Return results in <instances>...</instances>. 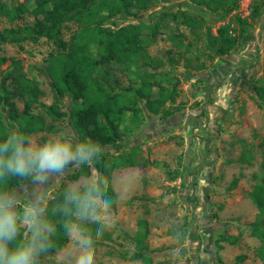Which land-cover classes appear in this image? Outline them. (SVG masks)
<instances>
[{"label":"rangeland","instance_id":"obj_1","mask_svg":"<svg viewBox=\"0 0 264 264\" xmlns=\"http://www.w3.org/2000/svg\"><path fill=\"white\" fill-rule=\"evenodd\" d=\"M234 1L236 7L222 15L191 0H153L147 9L134 8L130 14L122 13L103 22L113 30L129 24L157 25L156 38L148 45L147 53L162 59L163 67L153 70L144 59L138 63L112 62L98 68L96 74L108 77L117 86L116 91L136 86L139 72L175 76L180 80L179 92L167 107L182 109L165 118L149 110L148 100H140L141 121L127 120L122 127L123 139L104 149L113 157L133 153L137 163L110 173L118 194L125 185L130 191L124 197L118 195L117 206L112 207L113 227L97 240L95 264H146L144 258H131L139 250L134 236L141 219L149 223L144 256L151 259L150 264H264L260 252L263 242L251 233L259 211L250 197L254 187L264 180V101L257 99L256 92L264 87V0ZM0 4L5 9L0 14V30L35 23L34 1L0 0ZM19 7L20 16L12 18L11 12ZM255 7L258 16L251 21ZM180 11L203 18L204 26L192 32L181 23ZM236 15L250 21L248 32L229 54L218 56L208 36L216 34L222 25H228L229 32L235 34ZM81 28L77 19L66 22L64 39L69 41ZM149 33L150 29L144 30L146 38ZM175 34L176 40L172 39ZM89 49L93 57L99 58L97 44L90 43ZM58 52L46 37L0 44V59H5L0 61V81L16 70L18 61V71L35 81L40 90L37 96L13 99L21 116L28 110L45 117L49 128L29 134L40 142L56 133H64L74 141L88 137L72 121L71 109L78 95H59L49 74L51 55ZM6 85L15 87L12 76ZM169 87H155L152 98ZM53 104L67 114L59 118L48 115L44 105ZM0 110L6 130H20L9 106L1 102ZM80 169L82 166H70L65 175L42 186L48 209L54 195L75 181L69 175ZM90 170L105 178L93 165ZM236 178L237 186L230 188ZM6 191L14 193L23 204L31 198V180ZM230 235L238 236L239 241H221V237ZM62 250L75 251V247L68 242L60 250L42 254L38 264L56 261Z\"/></svg>","mask_w":264,"mask_h":264},{"label":"trees","instance_id":"obj_2","mask_svg":"<svg viewBox=\"0 0 264 264\" xmlns=\"http://www.w3.org/2000/svg\"><path fill=\"white\" fill-rule=\"evenodd\" d=\"M35 2L34 14L36 16L33 25H26L21 28H9L0 30V44L5 42L15 43L30 38L37 40L40 37H46L51 40L59 50L58 54L51 55L49 74L52 78L59 95L73 93L78 95L79 99L73 104L71 109L72 121L76 129L82 134L98 141L102 145V154L94 162V168L105 176L108 181L106 195L113 200L112 207L118 203V193L112 185L110 173L113 169L127 165H136L137 161L133 153H121L114 156L110 151L104 149L109 145L118 144L124 136L122 127L127 120L133 123H139L143 109L139 101L146 99L150 102L149 110L155 114H161L167 118L176 111L181 110L178 107H167L169 101H174L178 95V86L180 80L169 74L157 72H139L138 83L136 86L128 87L124 91H116L114 85L108 77H100L96 74L98 68L112 62L138 63L144 59V63L153 70L163 67V60L153 58L147 53V47L155 40L158 26H147L144 24H129L117 30L103 26V22L119 14H130L132 9H147L153 0H32ZM198 5H204L213 12L226 15L236 7L234 0H191ZM5 9L0 4V14ZM21 7L11 12L12 18L20 16ZM258 7L252 11L251 21H255L258 16ZM179 17L181 23L195 32L204 26L205 20L186 11H180ZM73 19L81 23V31L68 41L63 37L64 24ZM237 23V32H229L228 25H222L218 28L216 34H209L210 45L216 47L218 56L229 54L248 32L250 21L240 15L235 16ZM150 29L147 38L144 30ZM176 40V34L172 37ZM95 43L98 46L99 58H95L89 49V44ZM5 59L1 58L3 62ZM15 71L8 73L0 81V103L9 106V111L14 114V118L19 124L20 130L26 134L49 128L46 119L42 115H34L26 110L21 116L13 101L14 98L22 96H37L40 92L37 83L24 76L18 71L19 62H15ZM10 76L15 81V87L10 88L6 81ZM164 84L170 86L164 93L152 98L153 89L161 87ZM163 87V86H162ZM257 99L264 101V87L256 89ZM29 105V104H28ZM46 112L53 118L65 116L67 113L62 111L56 104L44 105ZM4 113L0 110V136L6 134ZM113 157V158H112ZM264 166V162H263ZM91 170L88 166H82V169L69 175L72 180H77L81 176H90ZM29 178L20 180L18 178L8 177L0 181V190L6 191L14 186L20 185ZM238 179H234L230 188L237 186ZM65 187L57 192L50 202L49 218L57 224L58 231L54 237L55 247L49 252H55L64 248L69 241L64 237L62 229L59 228L62 217L57 214L56 207L63 201V191ZM250 197L259 211L258 219L251 224L252 235L258 237L263 246L260 249L264 255V180L257 184L250 192ZM149 236V223L146 219L139 221V229L135 234L138 251L131 258H144L146 264L151 263V259L144 256V250L147 248L145 243ZM185 236L180 239L185 240ZM221 241H227L236 244L239 241L238 236L230 235L221 237ZM218 248L222 245L217 242ZM126 256V255H124ZM238 258L243 259L244 255ZM50 264H56L55 260L49 259ZM43 264L42 262H39Z\"/></svg>","mask_w":264,"mask_h":264},{"label":"clouds","instance_id":"obj_3","mask_svg":"<svg viewBox=\"0 0 264 264\" xmlns=\"http://www.w3.org/2000/svg\"><path fill=\"white\" fill-rule=\"evenodd\" d=\"M98 141L72 140L64 133L43 142L22 130L0 136V181L8 177L31 180V198L21 204L12 192L0 190V264H38V258L55 247L57 224L49 218L42 186L72 168L91 167L102 154ZM108 181L93 172L69 183L56 207L59 228L75 251H59L56 264H95L97 240L113 227V200L106 195ZM130 191L124 186V197Z\"/></svg>","mask_w":264,"mask_h":264}]
</instances>
